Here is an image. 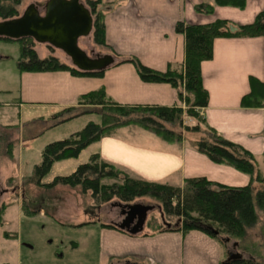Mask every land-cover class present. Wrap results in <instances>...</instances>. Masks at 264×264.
<instances>
[{
    "label": "crops",
    "instance_id": "obj_1",
    "mask_svg": "<svg viewBox=\"0 0 264 264\" xmlns=\"http://www.w3.org/2000/svg\"><path fill=\"white\" fill-rule=\"evenodd\" d=\"M103 2L107 6L108 50L117 63L104 71L102 77L76 76L69 71H18L19 108L68 109L75 107L81 96L101 88L121 105L182 107L177 88L168 83L142 81L131 63H120L122 58L136 56L144 65L165 71L169 64L185 62L186 41L184 35L175 31L177 22L206 25L227 20L238 27L252 24L264 9V0H246L244 8L215 5L214 0ZM202 3L214 5V11L198 12L197 6ZM37 53L41 58L51 56L43 51ZM201 74L209 96L208 106L201 109L206 125L249 150L264 176V109L242 105L244 97L252 91V79L264 85V36L216 38L213 58L202 62ZM143 137L137 141L106 137L87 149L102 144L103 150L111 151L103 160L131 171L133 178L149 182L174 187H183L186 179L198 177L231 186L250 182L248 175L213 163L185 140L168 143L152 135ZM94 154L101 155L102 150ZM262 188L257 184L255 191ZM17 204L24 215L23 205ZM83 225L94 232L99 264H224L231 253L218 240L199 230L183 232L175 228L130 235L105 227L107 224L100 221L80 226ZM8 234L9 237H4L6 243L13 242L15 246L6 244L10 248L0 252V264H30L24 258L19 235Z\"/></svg>",
    "mask_w": 264,
    "mask_h": 264
},
{
    "label": "trees",
    "instance_id": "obj_2",
    "mask_svg": "<svg viewBox=\"0 0 264 264\" xmlns=\"http://www.w3.org/2000/svg\"><path fill=\"white\" fill-rule=\"evenodd\" d=\"M9 2L10 4H7ZM21 0H0V18L3 20L19 17L17 6ZM103 0H88L87 5L94 17V42L110 49L106 41V11L100 10ZM215 5L244 8L246 0H214ZM106 6V4H105ZM107 8V6H106ZM200 13L210 14L214 5L202 3L197 6ZM175 31L184 35L186 56L183 64H169L165 71H158L144 65L138 57L122 58L120 63H131L142 81L147 83H168L179 91V98L188 107L190 116H196V109L208 106L209 96L202 84V62L213 58V43L216 38L264 36V9L256 16L252 24L234 27L227 20L199 25L177 22ZM11 41L9 39H2ZM20 57L17 69L24 72L69 71L76 76L102 77L104 72L82 73L62 64L55 56L40 58L31 39L20 41ZM252 91L242 102L246 107L264 109V85L252 79ZM79 105L105 106L110 108L107 114H101V123L89 122L81 131L71 134L64 140L48 144L42 153L40 164L34 167L33 180L40 184L58 161L78 158L82 151L103 138L111 137L113 131L134 123L145 130L157 134L168 143H181V135L165 128L163 123H182V107L121 105L108 97L103 88L80 97ZM75 107L66 111L74 110ZM88 112H75L60 119L58 124L79 117ZM57 120L60 116H54ZM203 135L194 142L193 147L208 157L213 163L235 168L250 177L245 186L224 185L204 177L189 178L183 187H174L155 182L131 178L117 170L113 165L100 160L94 154L88 163L80 165L70 176H56L50 183L42 184L47 189L57 186L81 187L84 193L91 192L100 204L117 200L123 204H132L136 200L150 198L160 204L164 217H176L179 226L176 230L188 232L199 230L215 238L224 246L233 238L243 239L247 232L258 223L257 207L264 210V176L259 170L255 156L240 144L224 138L213 128L206 125ZM182 125V124H181ZM186 131L201 132L200 125L186 126ZM264 135V134H263ZM257 184L262 189L255 191ZM24 207V206H23ZM6 205L0 207V226L4 223ZM24 214L33 216L24 208ZM35 215V214H34ZM200 225L208 226L218 232L212 233ZM105 227L116 228L114 225ZM118 229V228H116ZM119 230V229H118ZM121 231V230H120ZM163 231V230H162ZM9 237V234L6 235ZM226 264V263H224ZM231 264H260L254 260H241Z\"/></svg>",
    "mask_w": 264,
    "mask_h": 264
},
{
    "label": "rangeland",
    "instance_id": "obj_3",
    "mask_svg": "<svg viewBox=\"0 0 264 264\" xmlns=\"http://www.w3.org/2000/svg\"><path fill=\"white\" fill-rule=\"evenodd\" d=\"M45 2L46 0H21L17 6L19 15L30 4L35 3L41 7ZM84 2L88 7L87 0ZM101 7L103 8L100 10L105 12L107 9L105 4ZM2 20L3 18H0V21ZM33 44L36 51L51 53V56L57 57L62 64L73 68L70 58L61 50L34 41ZM79 45L89 55L109 54L107 48L94 42L93 33L81 38ZM20 50V42L0 40V207L8 206L4 223L0 226V252L6 250L10 244L15 246L13 242L6 243L4 239L5 235L10 233L19 235L24 258L30 264H99L98 245L93 243L94 238H92L94 232L92 233L89 227L80 225L92 221H100L107 225H111L113 221L119 222L121 209L114 205L119 201L100 204L92 197L91 192L84 193L81 187L57 186L47 189L42 184L50 183L56 176H70L80 165L88 163L92 154L99 149L102 150V154L98 155L100 160H103L102 157L110 155V149L103 150V145L99 143L82 151L78 158L55 162L40 184L35 180L32 181V176L34 167L40 164L43 150L48 144L64 140L71 134L81 131L89 122L101 123V114H107L110 106H83L78 102L71 111L61 108L51 111L27 106L19 108L17 105L21 82L17 62ZM182 108L184 110L182 125L180 123H163V125L175 135H181L183 140L193 146L206 129V126L200 123L203 119L202 111L196 109V116H190L188 107L184 103ZM81 111L91 114L86 113L75 120L58 124L60 119ZM55 115L60 118L57 120L54 118ZM197 125H200L201 132L185 130L186 126ZM141 133L143 136L152 135L161 139L157 134L134 123L114 130L112 136L122 140L137 141L144 138ZM113 166L133 178L131 171L121 166ZM17 203L24 206L23 211L26 208L29 213H33V216L23 215ZM135 203L160 206L157 201L150 198L139 199L132 204ZM257 214L258 223L247 232L246 237L233 238L226 244V248L229 252L240 253L242 260L252 259L264 264V210L257 207ZM164 219L172 224L171 229L179 226H177L179 219L176 217H164ZM149 230H170L163 223L158 209L148 214L142 233ZM235 243L238 244L236 249L233 247Z\"/></svg>",
    "mask_w": 264,
    "mask_h": 264
},
{
    "label": "water",
    "instance_id": "obj_4",
    "mask_svg": "<svg viewBox=\"0 0 264 264\" xmlns=\"http://www.w3.org/2000/svg\"><path fill=\"white\" fill-rule=\"evenodd\" d=\"M93 25L94 17L84 0H46L41 7L35 3L30 4L19 17L0 21V38L11 41L32 39L35 43L46 44L64 52L70 58L72 67L79 72H104L117 63L116 57L112 54L89 55L79 45L81 38L92 34ZM114 205L121 208L122 214L127 217L122 223L112 225L130 235L141 234L148 214L156 209L166 227L172 228V224L165 221L160 206L120 202ZM200 227L218 234L211 227ZM233 247L236 249L238 244L235 243ZM242 259L240 253L231 252L225 263L231 264Z\"/></svg>",
    "mask_w": 264,
    "mask_h": 264
},
{
    "label": "flooded vegetation",
    "instance_id": "obj_5",
    "mask_svg": "<svg viewBox=\"0 0 264 264\" xmlns=\"http://www.w3.org/2000/svg\"><path fill=\"white\" fill-rule=\"evenodd\" d=\"M87 1H88V0H87ZM122 211H123V210H121V219L119 220V222H116L117 224L122 223V221H123L124 219H126V217H127V215L122 214ZM234 253H236V252L234 251Z\"/></svg>",
    "mask_w": 264,
    "mask_h": 264
}]
</instances>
